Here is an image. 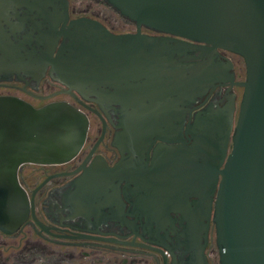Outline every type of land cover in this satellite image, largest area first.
Listing matches in <instances>:
<instances>
[{"label": "flooded vegetation", "instance_id": "af4514ba", "mask_svg": "<svg viewBox=\"0 0 264 264\" xmlns=\"http://www.w3.org/2000/svg\"><path fill=\"white\" fill-rule=\"evenodd\" d=\"M104 31L145 43L115 50ZM245 80L240 56L138 29L105 0H0V97L88 120L70 162L19 169L32 208L0 231V264H220L213 214Z\"/></svg>", "mask_w": 264, "mask_h": 264}, {"label": "water", "instance_id": "95a60500", "mask_svg": "<svg viewBox=\"0 0 264 264\" xmlns=\"http://www.w3.org/2000/svg\"><path fill=\"white\" fill-rule=\"evenodd\" d=\"M105 1L138 29L211 45L243 59V99L231 153L221 173L213 224L220 264H264V0ZM86 24L90 22L81 20L71 27ZM106 35L119 42L115 50L131 52L145 43L139 35ZM87 130L85 115L66 103L34 109L20 100L0 97L2 233L19 230L32 208L19 182V169L70 162L83 147ZM216 184L214 179L213 188Z\"/></svg>", "mask_w": 264, "mask_h": 264}, {"label": "rangeland", "instance_id": "374dc122", "mask_svg": "<svg viewBox=\"0 0 264 264\" xmlns=\"http://www.w3.org/2000/svg\"><path fill=\"white\" fill-rule=\"evenodd\" d=\"M27 167H29V165H28ZM28 172H29V169H28V170L26 169V170L24 171L23 174L25 175V174H27Z\"/></svg>", "mask_w": 264, "mask_h": 264}]
</instances>
